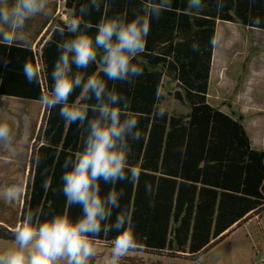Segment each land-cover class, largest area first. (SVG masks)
I'll use <instances>...</instances> for the list:
<instances>
[{"label":"trees","instance_id":"trees-1","mask_svg":"<svg viewBox=\"0 0 264 264\" xmlns=\"http://www.w3.org/2000/svg\"><path fill=\"white\" fill-rule=\"evenodd\" d=\"M50 1L55 11L58 0ZM146 2L101 0L99 11L90 7V0H64V5L70 11L69 20L76 6L77 15L81 6L89 7L82 19L95 25L114 15L126 14L132 19ZM187 4L188 0H172L170 11L151 20L144 50L133 61L142 68V75L132 84L108 81V86L126 98L142 133L139 141L129 140L128 162L140 173L139 180L115 186L124 195L121 209L113 210L112 219L122 209L130 216L137 240L134 250L194 260L247 216L264 210V150L252 145L242 120L207 99L217 19L264 28V0H202L201 8L186 12ZM68 23L53 20L39 49L17 42L11 46L0 43L1 95L41 102L51 89L58 44L71 35ZM87 31L96 33L95 27ZM194 44L198 51L193 50ZM26 61L42 68L39 83L26 81ZM84 71L103 77L98 62ZM165 78L182 90L175 98L187 104L185 113L170 111L162 104ZM79 93L76 89L70 100L74 102ZM160 109L166 112L164 118L157 116ZM92 115L89 111V117ZM85 136L83 128L63 120L59 107L45 109L21 217L37 210L41 219L57 213H66L73 220L81 215L79 206L66 202L61 176L65 158L81 150ZM146 183L150 191H146ZM101 187L106 194L111 185L102 183ZM13 231L14 227L0 224V239L14 241ZM116 235L115 231L101 233L98 241L112 246ZM123 264L138 262L129 258Z\"/></svg>","mask_w":264,"mask_h":264},{"label":"clouds","instance_id":"clouds-1","mask_svg":"<svg viewBox=\"0 0 264 264\" xmlns=\"http://www.w3.org/2000/svg\"><path fill=\"white\" fill-rule=\"evenodd\" d=\"M49 0H0V43L11 46L25 39L26 22L47 14ZM90 7L99 11L101 0H90ZM202 7V0H188L186 12ZM172 8V0H147L142 11L132 19L127 15L104 17L92 25L82 18L89 7L81 6L79 14L67 25L70 37L58 44L49 92L41 97L48 109L59 107V115L68 124L83 128L86 136L81 150L64 160L62 193L70 206H79L81 215L73 220L66 213L41 219V213L28 211L14 228L15 247L0 255V264H92L97 256V242L101 233L115 231L111 241L109 264H119L137 247L135 228L125 210L121 209L123 189L118 183H136L140 173L128 162L129 140L139 141V119L130 111L124 96L108 81L132 84L142 75V68L133 61L143 52L151 20L159 19ZM259 23V19L255 21ZM95 27V35L87 31ZM215 44V40H213ZM198 51V46L193 45ZM99 63V74L87 75L84 70ZM75 69V70H74ZM42 68L25 62L23 75L29 84L39 83ZM106 77V79H105ZM76 89L79 96L70 98ZM95 103H89L90 101ZM89 111L93 113L89 117ZM158 118L166 112L160 109ZM0 142H11V130L0 122ZM102 183L111 185L102 192ZM146 191L150 185L145 184ZM6 195L12 196L10 189Z\"/></svg>","mask_w":264,"mask_h":264},{"label":"rangeland","instance_id":"rangeland-1","mask_svg":"<svg viewBox=\"0 0 264 264\" xmlns=\"http://www.w3.org/2000/svg\"><path fill=\"white\" fill-rule=\"evenodd\" d=\"M70 11L59 9L56 17L68 21ZM238 38V37H235ZM239 39V38H238ZM236 44V43H235ZM220 47V45H217ZM176 86L165 78L162 88V104L170 111L185 113L173 97ZM214 87L212 86L211 91ZM227 97L248 99L249 83L226 85ZM242 90V91H241ZM243 99V100H244ZM246 101V100H245ZM223 103V107H226ZM248 103V102H247ZM227 108V107H226ZM46 107L40 102L0 96V122L7 123L11 130V142H0V224L14 227L22 219L21 209L26 193V183L31 171V157L40 143L39 133ZM238 113L234 117L238 118ZM263 121L264 116H259ZM242 123L250 136L254 147L264 150V134L260 125L253 123L249 115L241 116ZM262 124V125H263ZM12 196L6 195L9 190ZM14 241L0 239V255L13 249ZM97 256L92 264H109L111 246L97 242ZM134 259L138 264H264V210L253 213L235 225L217 244L209 247L198 258L167 254L154 255L138 250H131L119 264Z\"/></svg>","mask_w":264,"mask_h":264},{"label":"crops","instance_id":"crops-1","mask_svg":"<svg viewBox=\"0 0 264 264\" xmlns=\"http://www.w3.org/2000/svg\"><path fill=\"white\" fill-rule=\"evenodd\" d=\"M46 11V15H37L26 22L23 30L25 39L16 41L17 43L31 45L35 49L40 48L48 36L52 21L60 19L56 17L54 4L50 0ZM214 40L208 102L232 116L238 113L240 120L242 115H249L253 123L260 125V132L264 134V124L259 119V116H264V28L244 25L239 21L217 19ZM218 44L220 47L217 46ZM247 81L249 83L248 99L240 96L227 97L228 102H224L226 85H241ZM212 86L214 88L211 91ZM177 91L182 94V90L176 86L173 92L175 100H177L175 98ZM0 96L40 102L1 94ZM179 103L188 109L186 103L182 101ZM223 103L227 108L223 107Z\"/></svg>","mask_w":264,"mask_h":264},{"label":"built area","instance_id":"built-area-1","mask_svg":"<svg viewBox=\"0 0 264 264\" xmlns=\"http://www.w3.org/2000/svg\"><path fill=\"white\" fill-rule=\"evenodd\" d=\"M62 8L63 10L65 9V5H64V0H58L57 2V6H56V14L59 12V9ZM63 20V19H62ZM65 21V20H64Z\"/></svg>","mask_w":264,"mask_h":264},{"label":"water","instance_id":"water-1","mask_svg":"<svg viewBox=\"0 0 264 264\" xmlns=\"http://www.w3.org/2000/svg\"><path fill=\"white\" fill-rule=\"evenodd\" d=\"M77 16V6L75 8V11H74V17Z\"/></svg>","mask_w":264,"mask_h":264}]
</instances>
